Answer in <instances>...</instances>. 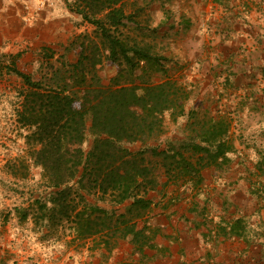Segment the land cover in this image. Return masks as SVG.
I'll list each match as a JSON object with an SVG mask.
<instances>
[{"label":"crops","instance_id":"obj_1","mask_svg":"<svg viewBox=\"0 0 264 264\" xmlns=\"http://www.w3.org/2000/svg\"><path fill=\"white\" fill-rule=\"evenodd\" d=\"M75 1L0 0V135L8 120L16 121L25 88L14 70L52 86L77 70L83 36L93 26ZM151 1L150 30L162 41L154 52L164 58L163 78L152 82L172 79L177 70L190 95L183 115L167 117L155 137L134 143L157 158L146 159L154 185L145 194L148 206L133 219L149 245L136 248L128 234L70 263L264 264V0ZM118 65L102 59L93 74L113 80L121 75ZM219 120L226 122L225 159L192 152L193 144L216 148L205 139L204 123ZM176 150L183 157L164 161L158 154ZM131 203L113 207L125 212ZM237 220L231 234L219 231Z\"/></svg>","mask_w":264,"mask_h":264},{"label":"trees","instance_id":"obj_2","mask_svg":"<svg viewBox=\"0 0 264 264\" xmlns=\"http://www.w3.org/2000/svg\"><path fill=\"white\" fill-rule=\"evenodd\" d=\"M75 6L93 30L91 35L83 36L86 43L74 65L77 70L71 74V80L52 86L14 70L22 76L25 85L16 121L20 127L32 129L25 134L29 144L26 155L12 157L13 163L8 166L13 176L17 175L19 167L26 166V158L41 168V177L52 187L47 199L50 207L58 208L59 214L71 219L76 238H94L99 233L100 238L94 240L92 247L109 248L116 237L130 234L136 248L141 249L149 245V236L143 227L136 228L133 219L148 206L145 194L153 187L154 179L143 156L144 143L136 149H132L131 144L157 135L163 115L167 114L171 120L183 115L190 90L185 84L169 78L156 83L143 78L161 69L160 59L164 58L149 44H139L119 29L120 25L133 21L123 0H76ZM102 59L126 66L129 80L120 82L121 73L113 79L114 82L118 80V84L93 88L94 93L78 95L72 84L80 88L87 71L93 72L95 63ZM136 68L141 70L138 76L142 77V86L134 84L133 69ZM76 99H80L78 107L73 105ZM204 124L205 139L216 141V148L210 150L206 145L193 144L192 152L224 160L229 147L222 139L226 122ZM86 134L92 140L88 149H83ZM158 154L164 161L174 154L183 157L180 150L172 154L159 151ZM83 191L94 193V201H88ZM126 199H132L131 205L125 212L116 211L113 205ZM103 203L112 207L107 208ZM79 204L81 206L76 209ZM240 225L237 220L219 231L231 234L232 229Z\"/></svg>","mask_w":264,"mask_h":264},{"label":"rangeland","instance_id":"obj_3","mask_svg":"<svg viewBox=\"0 0 264 264\" xmlns=\"http://www.w3.org/2000/svg\"><path fill=\"white\" fill-rule=\"evenodd\" d=\"M150 1L123 0L124 8L132 14L134 22L130 21L125 26L120 25L119 29L137 43L149 44L155 51L158 49V43L162 41H159V36L152 34L150 30L153 19L152 10L149 8V3L152 2ZM171 1L155 0L159 6ZM136 23H140L141 28H136ZM117 68L118 70L120 68L123 75L121 77L123 79L119 81L129 80L127 67L119 64ZM175 73L176 75L173 76ZM140 74V68L133 69L134 84L138 86L143 85L142 80L136 78ZM172 76L170 77L172 80L183 82L181 72L177 73L175 70ZM143 78H148L149 82L162 79L161 69L153 70ZM117 81L101 80L93 72L87 71L83 85L78 88V85L72 84V89L77 90L78 95L94 93L93 88L114 86L119 83ZM79 102L80 99H76L73 102L74 107H78ZM167 117H169L167 114L163 115V121H166ZM8 122L9 120L6 123L8 125L6 132L0 135V264H71L72 256L78 257L90 253L94 249L92 247L94 240H98L101 234H95L94 238L75 237L71 219L59 214L58 208L50 207L51 204L47 199L52 187L47 186L41 177V168L33 165L30 159L26 158L24 162L26 166L19 167L17 175L13 176L10 173L9 166L13 163L11 158L16 155H26L29 149L25 134L29 133L32 127H20L17 121ZM89 123L87 120L86 125L88 126ZM153 137L155 134L152 135ZM91 140L92 137L86 134L82 148L88 149ZM131 148L136 149V144H131ZM146 152L145 150L143 153L145 161L157 159L154 156L149 157V152ZM15 164L18 165L17 162ZM22 173L24 176H21ZM83 193L88 201H94L96 196L94 193L86 191ZM43 204H46V207ZM80 206L81 204L76 209Z\"/></svg>","mask_w":264,"mask_h":264}]
</instances>
